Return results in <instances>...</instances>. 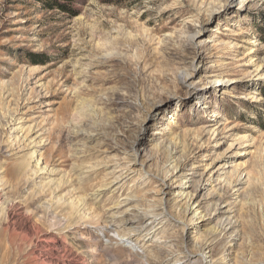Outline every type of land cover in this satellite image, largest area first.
<instances>
[{
  "label": "rangeland",
  "instance_id": "obj_1",
  "mask_svg": "<svg viewBox=\"0 0 264 264\" xmlns=\"http://www.w3.org/2000/svg\"><path fill=\"white\" fill-rule=\"evenodd\" d=\"M174 164L169 215L126 243ZM227 222L231 263L264 264V0H0V264H200Z\"/></svg>",
  "mask_w": 264,
  "mask_h": 264
},
{
  "label": "bare ground",
  "instance_id": "obj_2",
  "mask_svg": "<svg viewBox=\"0 0 264 264\" xmlns=\"http://www.w3.org/2000/svg\"><path fill=\"white\" fill-rule=\"evenodd\" d=\"M245 2L246 0H242ZM171 6V5H170ZM169 5L163 4L161 5V9L159 12H167L171 10ZM199 32V31H198ZM243 31L241 30H232L229 27H226V35L228 36H240L242 35ZM198 33L193 34L191 37L192 39L195 38V35ZM197 41L196 43H198ZM215 47L218 50H225L230 49L232 47V41L229 38L220 39L215 44ZM251 101H260L262 100L259 97H248ZM136 159V158H135ZM134 158H129L128 156L122 158L121 161H117L114 166L112 167V180L108 181L113 182L114 180H118L123 176H127L131 172H135V163L136 160ZM179 165L174 164L170 166L168 169L162 172V174L157 178L158 180L154 181L156 184L158 183L161 188L155 189L152 188L151 191L158 196H153L149 202H145L142 207L137 210L136 213V224L131 226L130 228L125 231L126 233L122 236L123 240L128 243L130 241H135V243H139L146 238L147 234L152 230L154 225L157 223L159 217L166 218L168 213V205L166 201L163 200L164 194L169 193L167 184L165 180L174 177V173L177 171ZM110 179V178H109ZM107 179L99 184V190L107 186L106 183ZM118 188V187H117ZM121 188V186H120ZM98 191V190H96ZM100 194V193H99ZM95 195L96 197L99 196ZM179 200L174 202L176 212L181 214V217H192L198 214V202L196 201L194 193H187L184 195H179ZM99 198V197H98ZM97 199V198H96ZM96 201V200H95ZM119 202L116 203L114 206H118ZM54 208V207H53ZM114 208V207H110ZM117 212H112L111 215L104 220V226L114 227L119 224H125L127 222L126 219L116 220ZM230 226V222H227L222 225V227L217 230L216 232L212 233L210 236L206 237L204 240L200 242V244L195 241L194 247L198 250L200 264H232L231 262L233 259H228L225 255L227 242L224 241V236L226 231ZM67 227V225H64ZM224 241V242H223ZM198 243V244H197ZM220 244V248L217 252L214 253V247ZM188 256L186 253L184 254H154L151 256H147L145 259L146 264H186Z\"/></svg>",
  "mask_w": 264,
  "mask_h": 264
},
{
  "label": "trees",
  "instance_id": "obj_3",
  "mask_svg": "<svg viewBox=\"0 0 264 264\" xmlns=\"http://www.w3.org/2000/svg\"><path fill=\"white\" fill-rule=\"evenodd\" d=\"M42 61H46V60H42Z\"/></svg>",
  "mask_w": 264,
  "mask_h": 264
}]
</instances>
